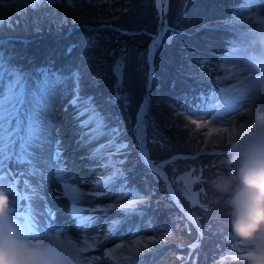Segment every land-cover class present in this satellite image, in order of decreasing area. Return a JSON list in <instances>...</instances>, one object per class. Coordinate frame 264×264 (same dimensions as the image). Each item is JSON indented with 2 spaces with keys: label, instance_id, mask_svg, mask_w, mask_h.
Wrapping results in <instances>:
<instances>
[{
  "label": "rangeland",
  "instance_id": "obj_1",
  "mask_svg": "<svg viewBox=\"0 0 264 264\" xmlns=\"http://www.w3.org/2000/svg\"><path fill=\"white\" fill-rule=\"evenodd\" d=\"M157 1L75 0V4L70 6L56 0V3L51 5L40 4L37 9L29 11L26 17L20 18H17L14 12L9 18V8L4 6L5 25L10 24L15 29L11 31L9 27H5V36L25 43L23 50L37 41H42L39 48L36 47L26 54L28 59H33L37 52L38 57L36 56L33 64L41 57L58 55L59 61L56 63L60 64V67L74 66L73 71H79V89L88 92V97L92 96L97 87L100 88L103 78H109L111 85L107 90L111 91L115 98L120 97L119 100L116 99L119 116L108 115L105 123L119 129L118 143L126 144L127 147L120 150V155H113L116 152L113 148L111 152L102 154L103 159L93 158L92 151L100 143H105L106 138L92 144L79 143L81 135L77 134L74 127V110L68 106L71 97L65 93L50 101L46 115L51 125L53 140L62 141L63 152L69 155V163L65 167L71 173L75 166V171L70 176L72 178L64 182L57 180L59 176L56 173L60 171V167L55 162L56 149L53 145L50 156L46 154L43 159L33 162L39 175H25L24 171L15 165L11 168L6 166L5 171L0 173V185H4L8 192L13 188L12 194L19 197L26 183L30 184L35 192H29V201H34L40 192L37 187L40 188L42 182H50L53 185L48 188V193L52 192L55 196L56 191L64 196L66 217L53 216L55 228L61 233L53 232L52 226L50 230L48 217L56 211L53 209L54 204H50L39 222L38 232L33 233V230L29 229L32 233L29 245L34 248L50 245L58 255H63L69 264H134L144 256L151 258H147L149 264H246L247 253L253 245L235 238L230 228L229 234L226 228L230 222L227 227H222L230 221L228 194L218 192L214 183L218 177L233 172L231 156L236 148L254 138L264 136V88L259 86L258 73L251 63L254 55L264 56V49L259 45V41L264 39V13L257 7L250 13L234 16L227 11L214 10L212 1H208L207 11H202L195 4L200 0H177L181 17L172 25L183 24L185 15L197 18L196 20L203 23L200 28L192 31L185 28V35L191 36L198 31L202 33L206 28H222L232 34V39L229 40L238 45L235 50L217 40L200 42L184 38L180 41L177 38V56L182 59L185 67L193 70L194 80H212V88L219 86V89H212L211 103L189 112L168 98L164 79L162 84H159L158 93L154 94L155 109L152 111V122L148 128L146 114L149 112V106L146 108L141 139L138 125L142 106L133 118L129 117L127 106L130 103V95L122 85V71L126 59L132 56L127 53L134 45V48L140 49L139 45L145 43V48L146 42L140 38L138 42L129 43L114 33L130 37L136 29L148 32L156 25L157 34L162 16L164 33L168 31L165 12L169 1L164 0L165 12L161 15ZM175 2L176 0L173 9ZM188 2L192 3L191 6ZM239 5L240 0H236L235 6ZM175 13L176 11H173L172 17ZM210 14L215 15L213 17L218 20L215 23L220 24L205 23L206 19L202 17ZM121 19L128 20L131 25L128 27L133 29L131 33L119 31L120 29L115 27ZM78 30L84 32L83 37H76ZM111 31L113 33H110ZM156 34L151 37L148 34L147 38L150 40L146 54L138 53L135 61L139 66H143L144 59L148 63L146 73L142 76L148 79L146 83L152 78V54L162 37L151 48L152 38ZM172 40L171 33L166 41L170 43ZM44 42L48 47H45ZM55 43L63 45L52 47ZM69 47L71 55L66 54ZM184 48H194L195 52ZM118 64L121 66L119 71ZM160 77L161 74L158 78ZM190 84L193 88L197 86V83L191 80ZM194 91L197 94L198 89ZM146 95L148 96V91ZM188 99H185V102ZM250 118L254 119L257 126L251 133H245L252 134L251 137L245 138L242 135L234 139L229 126ZM240 129L241 127L238 131ZM145 153L152 163L154 162L150 160L149 155L156 157L157 169L148 166ZM109 155L122 163H117L115 168L103 167ZM115 169L123 172V179L108 186L95 183L97 180L107 179ZM28 171L31 172V169ZM129 180L131 181L128 182ZM131 182L132 184H129ZM65 183L72 184L82 193L75 205L65 194ZM122 191L124 196L131 198L122 200ZM118 201H135V208H109V205ZM10 206L14 209L13 199H10ZM74 207L80 209L83 216L91 217V223L78 228L75 224L78 219L73 215ZM64 223H68L70 227L62 229L60 226ZM79 223L81 225L80 221ZM38 236L43 238L37 240ZM147 237H159V245L126 258L125 247L129 248V245L137 241L143 242ZM93 240L94 246L87 248L85 242L92 243Z\"/></svg>",
  "mask_w": 264,
  "mask_h": 264
},
{
  "label": "snow or ice",
  "instance_id": "obj_2",
  "mask_svg": "<svg viewBox=\"0 0 264 264\" xmlns=\"http://www.w3.org/2000/svg\"><path fill=\"white\" fill-rule=\"evenodd\" d=\"M61 2L68 3L70 6L75 4V0H61ZM54 3L56 0H0V173L5 171L6 166L11 168L15 165L16 168L23 170L25 175H39L35 171L33 162L43 159L46 154L50 156L55 145V162L60 167V171L56 174L61 180H66L71 175L65 167L67 161L63 159L62 141L53 140L51 125L46 115L50 101L65 93L71 97L68 106L74 110L73 119L76 122L74 127L77 129V134L81 135L79 143L92 144L101 138H106L105 143H100L92 151L93 158L103 159L102 154L111 152L113 148L116 149L113 155H120V150L127 147L126 144L118 143L119 129L105 123L107 117L97 108L94 98L80 95V73L78 70L73 71L74 66L58 68L54 61H47L38 69L26 70L20 62L17 47L21 41L4 35L5 27L15 31L10 24L5 25L3 15L5 5L9 8V18L12 12L20 18L26 17L29 11L37 9L40 4ZM257 7L261 13H264V0H240L234 15L250 13ZM66 54L71 55L70 47L66 49ZM120 67L118 64V71ZM116 99L119 100L120 97L117 96ZM143 114L142 108L140 125H138V129L141 130V139H143ZM144 157L149 167L157 169V165L148 160L147 153ZM117 163L122 161L114 160L113 156L109 155L107 162L102 166L115 168ZM28 169H31V172ZM121 179H123V172L115 169L107 179L97 180L95 183L108 186ZM64 189L65 194L75 205L82 196L80 190L69 183H65ZM29 192L34 193L35 189L26 183L24 191L19 193L20 200H29ZM121 197L122 200L131 198L124 196L123 191ZM15 203L14 197L13 206ZM109 208L134 209L135 201L131 203L118 201L109 205ZM73 215L81 222V226L91 223L92 218L83 216L78 208H73ZM85 243L87 248H91L95 240L92 243L87 241ZM139 243L137 241V244Z\"/></svg>",
  "mask_w": 264,
  "mask_h": 264
},
{
  "label": "trees",
  "instance_id": "obj_3",
  "mask_svg": "<svg viewBox=\"0 0 264 264\" xmlns=\"http://www.w3.org/2000/svg\"><path fill=\"white\" fill-rule=\"evenodd\" d=\"M168 1H169V4H168V8L166 9L167 12L165 15L166 23L168 26V31H166L163 34L162 36L163 39H161L160 42L157 45H155V48L152 54L154 72L152 74V78L149 81V83L148 82L146 83L147 78L142 77L146 73V70L148 68V63L144 59L143 66H139L138 64H136L135 61L137 59L138 53L139 54L144 53V55L146 54L147 45L150 40V38H147V36L148 34H150L149 37H151L152 35L156 34V25L152 26L151 30H149L148 32L147 31L140 32L139 30L136 29V31H134V35L130 37L120 36L118 32L114 33L115 36L122 37L126 39L129 43L138 42L140 38H143L144 42H146L145 48L143 47L145 43L143 45H139L140 49L134 48V46H136L134 45L133 49H131L129 53H127L128 55H132V56L128 57L125 61L123 71H122L123 73L122 85L125 88V90L128 92V94L130 95V103L127 106V109H128L129 117L133 118L134 114H137L141 104L143 103L144 98L146 96L148 84H150V90L148 91V96L150 98L149 112L146 114V127L147 128L151 125L152 117H153L152 113L154 112V109H155V104H153L154 94L158 93L159 84L161 85L164 79H165L164 85L166 87V95L168 96V98L172 99L175 103L180 105L183 109H187V111L189 112L194 111V108L203 107V106H206L208 103H211L212 98L210 96L213 94L212 89L215 88L216 91H218L219 89V86H215L214 88H212L213 87L212 80L204 81V82L194 80L193 70L188 67H185L182 59L179 56H177V53L179 52L178 51L179 47L176 41L177 38L180 39V41L182 38L187 39L189 41H200V42H209V41L217 40L218 42L220 41L222 44L231 46L232 49H235V50H236V46L238 45L237 43L234 44L233 42L229 40V39H232L231 38L232 34L222 28H206L205 30H203L202 33L201 31H198L196 34L191 35V36H188V34L185 35L184 33L185 28L187 29V31H192V30L200 28L201 27L200 25H203V23H200L199 20H196L197 18L188 17L185 15L183 24H180L178 26L172 25L174 24L175 20L181 17L180 9L179 10L177 9L178 6L180 5L176 0L175 9H173L174 0H168ZM208 1L213 2L214 10L227 11L233 15H234L236 8L238 7V6H235L236 0H229L228 2H226V0L225 2H222L220 0H200L195 4H197L202 9V11H207ZM191 4H192L191 2H188V5L191 6ZM173 11L174 12L176 11L174 17H172ZM213 16L215 15L210 14V16H206L202 18L206 19L204 21L205 23H208V22L214 23V25L220 24V23H215L218 20L214 18ZM216 17L220 18V16H216ZM230 17H233V16H230ZM128 26H131V25L128 23L127 19H121L115 24V27L120 29L119 31H126L127 33L128 32L131 33L133 29ZM110 33H113V32L111 31ZM171 33L173 34V40L170 43H168L166 41V38ZM77 34L78 35L76 37H83L84 32L81 30H78ZM41 42H42L41 40L37 41L34 44H32V46H30L29 48L25 50H23L26 45L25 43L21 42L20 44L17 45L19 49V53H20V57H19L20 62L23 64V67L26 70L38 69L40 66L45 65L47 61H54L56 66L58 68L60 67V64L56 63V61L57 62L59 61L58 55H53L51 57H41L39 61H37V63L35 62V64H33V62L38 57V54L36 55L37 52L34 54L35 56L33 59H28L26 57V54L29 53L31 50H33L36 47L39 48V45ZM44 44H45V47H48L47 43L44 42ZM62 45H63L62 43H55L52 45V47H57V46H62ZM141 49L142 51H140ZM184 49L192 53L195 52L194 48H184ZM224 51H225L224 53L227 52L226 49ZM222 55H225V54H222ZM29 60L31 62H29ZM159 74H161L160 78H158ZM189 78H191L190 79L191 81H194L197 83V86H195L198 89L197 94H195L194 89L196 88H193V85L190 84ZM103 79L104 80L101 81L100 88L97 87V89H95V91L92 93L91 97L94 98L97 108L99 110H102V112L105 114L106 117L112 114H116L118 117L119 107L117 105L116 98L114 97L111 91L107 90L111 85L110 80L109 78H103ZM80 93H81V96L88 97V92L80 89ZM162 97L166 99L164 94H162ZM185 99H188V101L185 102ZM125 109H126V106H125ZM154 122L157 125L158 122L156 119L154 120ZM149 158L156 164L155 162L156 157L149 155ZM160 160H165V158H161ZM130 181L131 180H129L128 182ZM129 184H132V182ZM229 222L230 221H227L225 226H222V227L224 228L227 227ZM148 226H150L149 223H148ZM229 228L231 229L230 225L226 228V230L230 234L231 232ZM202 232H203V229H202ZM194 238L195 237L192 235V239ZM147 258H150V257L144 256L141 259L136 260L134 264H149V262L147 261Z\"/></svg>",
  "mask_w": 264,
  "mask_h": 264
},
{
  "label": "clouds",
  "instance_id": "obj_4",
  "mask_svg": "<svg viewBox=\"0 0 264 264\" xmlns=\"http://www.w3.org/2000/svg\"><path fill=\"white\" fill-rule=\"evenodd\" d=\"M259 45L264 49V39ZM251 63L259 86L264 88V56L254 55ZM231 159L233 172L218 177L214 188L228 194L232 235L253 245L246 264H264V136L236 148ZM11 211L10 195L0 185V264H69L50 245L31 247Z\"/></svg>",
  "mask_w": 264,
  "mask_h": 264
},
{
  "label": "bare ground",
  "instance_id": "obj_5",
  "mask_svg": "<svg viewBox=\"0 0 264 264\" xmlns=\"http://www.w3.org/2000/svg\"><path fill=\"white\" fill-rule=\"evenodd\" d=\"M157 4H158V9L160 11V15L164 14V12H165V4H166L165 1L164 0H158ZM164 30H165V24L163 22H161L159 24V30H158L157 34L152 38L151 48H153V46L158 42L160 37L163 35ZM142 104L143 105H141V106L144 109V114H143V118H144V116L146 114L145 112H146V107H147V101H145ZM140 117H141V111H140V114H139V125H140ZM239 127H241V129L238 131ZM229 128L232 130V134H233L234 139H236L237 137L242 136V135L245 138H250L252 134L248 135V134H245V133H247V132L251 133L253 130H255L257 128V126H255L254 119L250 118L248 120H241L238 124H233V125L231 124L229 126ZM63 156L65 157L64 160L67 161V164L65 165V166H67L68 163H69V160H68L69 155H67L65 152H63ZM74 167L75 166H73V171L71 172V175L75 171ZM70 176H68L66 178V180L71 179L72 177H70ZM81 177H84V176H81ZM57 180L60 181V182L66 181V180H61L60 177H58ZM51 185H53V184H51L49 182V186H51ZM40 188L37 187V190H39L40 192L43 191V193L42 192L41 193L40 192L37 193L35 200L30 202V206L32 205L31 214H28V216L25 219V221L28 223L31 220V223L33 224V221L35 219L42 220V215H43L42 209H43V207L48 205L49 201L50 202L52 201V202L55 203L54 209H56V211H55L56 215L58 217H64L66 215V213L64 212L65 205L63 204V202L65 201L64 196H62V195L58 194V192L54 191L56 193L55 196L51 195L52 199H49V198H47V196L45 195V192H44V190H46L45 182H42L40 184ZM28 204H27V207H28ZM33 207H34V210L32 212ZM31 216H32V219H31ZM17 224L21 228H23V225H22L21 221H18ZM63 225L66 226L67 224L64 223ZM159 243H160L159 237H154V238L147 237V238H145L143 240V242H140L139 244L132 243L131 245H129V248L125 247V249H127L126 258H131V257H134V256L139 255L141 253H144V252H146V250L152 249L151 247L159 245Z\"/></svg>",
  "mask_w": 264,
  "mask_h": 264
},
{
  "label": "water",
  "instance_id": "obj_6",
  "mask_svg": "<svg viewBox=\"0 0 264 264\" xmlns=\"http://www.w3.org/2000/svg\"><path fill=\"white\" fill-rule=\"evenodd\" d=\"M161 22H163L164 23V16H162L161 17ZM158 30H159V27H158ZM151 50L149 51V57H150V55H151ZM151 59V58H150ZM150 70H153V65H150ZM151 79V78H150ZM149 89H150V86L148 85V91H149ZM148 96L146 95L145 96V98H144V101H143V103L145 102V101H147V107L146 108H148V106H149V101H148ZM146 113V112H145Z\"/></svg>",
  "mask_w": 264,
  "mask_h": 264
}]
</instances>
